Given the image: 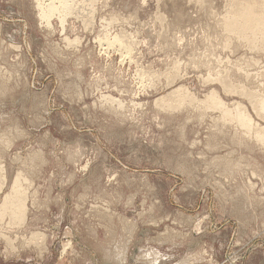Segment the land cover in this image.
I'll return each instance as SVG.
<instances>
[{
  "label": "rangeland",
  "instance_id": "obj_1",
  "mask_svg": "<svg viewBox=\"0 0 264 264\" xmlns=\"http://www.w3.org/2000/svg\"><path fill=\"white\" fill-rule=\"evenodd\" d=\"M39 1L0 0V264H264V16Z\"/></svg>",
  "mask_w": 264,
  "mask_h": 264
},
{
  "label": "bare ground",
  "instance_id": "obj_2",
  "mask_svg": "<svg viewBox=\"0 0 264 264\" xmlns=\"http://www.w3.org/2000/svg\"><path fill=\"white\" fill-rule=\"evenodd\" d=\"M39 0H37V2H38ZM43 0H41V2H42ZM54 0H50L49 2L50 3H48L47 2V4L46 3H44L45 5H42L41 4V2L39 1V3L37 4L38 5V9H39V14H38V16H40V18L41 19H43V21H46V22H48V20H49V18L50 17H52V15L53 14H55V13H59V12H57L58 10H56V8L55 7H57L58 6V4H57V6H55L54 7V3H52ZM72 1V0H71ZM74 1V0H73ZM72 1V2H73ZM95 1V0H94ZM235 1V3H236V1L238 2L235 6H236V8L233 6V9H231V18L229 19V21L227 22V24L230 26H228V25H226L225 26V28L228 26L229 28H231L230 30H229V32L232 30V28L233 29H239V24H242V26H243V28H245V27H248L247 29H243L242 27V29H241V32L242 33H246V31H247V33H252L253 34V32L255 33L256 32V30L254 29V28H257L256 26H257V23H258V20H259V18L260 17H262V16H264L262 13L264 12V0H262V2H261V0H234ZM36 2V3H37ZM57 2H59V5H60V9H61V12L63 11V13H65V10H67L68 11V6H67V0H57ZM75 2V1H74ZM80 4V3H79ZM261 4H263V6L261 5ZM74 5V4H73ZM76 5V4H75ZM67 6V7H66ZM86 6V5H85ZM37 7V6H36ZM59 7V6H58ZM76 7H79L78 5L76 6ZM89 7V6H88ZM71 8V7H70ZM74 10V9H73ZM60 11V10H59ZM75 11V10H74ZM85 11V10H84ZM89 12V11H88ZM62 13V14H63ZM68 13V12H67ZM76 13V12H75ZM92 13V12H91ZM62 14L60 15V16H62ZM69 14H70V12H69ZM64 15V14H63ZM76 15V14H75ZM226 15V14H225ZM230 15V14H229ZM57 17V16H56ZM62 17H64V16H62ZM62 17L61 18H59V19H62ZM80 17V16H79ZM40 19V20H41ZM225 19H227V18H225ZM264 19V18H263ZM64 20V19H63ZM85 20V19H84ZM259 21H261V20H259ZM263 21V20H262ZM261 21V22H262ZM41 22V21H40ZM59 22H61V21H59ZM225 22H226V20H225ZM49 23V22H48ZM109 23V22H108ZM260 23V22H259ZM62 24V23H61ZM224 24V23H223ZM63 25V24H62ZM108 25V24H107ZM225 25V24H224ZM101 26V25H100ZM264 26V25H263ZM260 27V26H259ZM224 28V29H225ZM239 29V30H240ZM245 30V31H244ZM255 30V31H254ZM263 30H264V28H263ZM225 31H227V29L225 30ZM238 31V30H237ZM259 30H257V32H258ZM106 32V31H105ZM161 32V31H160ZM233 32V31H232ZM235 32V31H234ZM241 32H240V34H241ZM260 32V31H259ZM236 33V32H235ZM237 33H239V31L237 32ZM264 33V32H263ZM262 33V34H263ZM107 34V33H106ZM256 34V33H255ZM259 34V33H258ZM108 35V34H107ZM125 35V34H124ZM243 35V34H242ZM104 36V35H103ZM264 36V35H263ZM237 38V37H236ZM243 38V37H242ZM250 38V37H249ZM252 38H253V36H252ZM261 38V37H260ZM238 39V38H237ZM240 39V38H239ZM249 40H252V39H249ZM74 41V40H73ZM77 41V40H76ZM119 41V40H118ZM248 41V40H247ZM259 41V40H258ZM262 42V41H261ZM72 43V42H71ZM98 43H99V41H98ZM120 43V42H119ZM225 43V42H224ZM256 43V42H255ZM254 43V44H255ZM260 43V42H259ZM118 44V43H117ZM122 44H124V43H122ZM129 44V43H128ZM246 44V43H245ZM119 45V44H118ZM133 45V44H132ZM137 45V44H136ZM248 45V44H247ZM226 46V45H225ZM115 47V46H114ZM118 47V46H117ZM251 47V46H250ZM107 48V47H106ZM126 48V47H125ZM133 48V47H132ZM253 48V47H252ZM255 48V47H254ZM131 49V48H130ZM258 50V49H257ZM260 50V49H259ZM123 51V50H122ZM121 53V52H120ZM108 56V55H107ZM106 57V56H105ZM129 59V58H128ZM217 74H218V72H217ZM221 74V73H220ZM245 74V73H244ZM246 74H248V73H246ZM217 77V76H216ZM222 78V77H221ZM211 79V78H210ZM215 81V80H214ZM217 81V80H216ZM222 81V80H221ZM169 82H171V81H169ZM231 82V81H230ZM234 83V82H233ZM222 84V83H221ZM231 84V83H230ZM239 84V83H238ZM224 85V84H223ZM240 86V85H239ZM233 87V86H232ZM229 89V88H228ZM252 89V88H251ZM241 90H243V89H241ZM183 91V90H182ZM231 91V90H230ZM251 91V90H250ZM258 91V90H257ZM178 92V91H177ZM172 93V92H171ZM233 93H235V92H233ZM254 93V92H253ZM261 93V92H260ZM211 96L210 97H208V98H210V100L212 101V100H214L215 102H216V104H217V106H220V108H221V105H222V101H220L218 98H217V96H215V91H214V93H212V94H210ZM250 95V94H249ZM254 95V94H253ZM254 96H256V95H254ZM108 97V96H107ZM135 97V96H134ZM211 97L213 98V99H211ZM248 97V96H247ZM259 97V96H258ZM262 97V96H261ZM254 98V97H253ZM248 99V98H247ZM191 100V99H190ZM253 100V99H252ZM210 101V102H211ZM254 101V100H253ZM168 102V101H167ZM188 102H190V101H188ZM199 102V101H198ZM208 102H209V100H208ZM173 103V102H172ZM212 103V102H211ZM254 103H256V106H258V107H260L261 109H262V111H263V109H264V99H257ZM159 104V103H158ZM179 104V103H178ZM206 104V103H205ZM174 105V104H173ZM226 105V104H225ZM255 105V104H254ZM175 107V106H174ZM174 107H172V108H174ZM257 107V108H258ZM255 108V107H254ZM259 108V109H260ZM217 109V108H216ZM226 109V108H225ZM238 109V108H237ZM260 109V110H261ZM219 110V109H218ZM223 113V112H222ZM224 113L225 114H229L230 112H228V111H224ZM236 113V116L234 117V119H236V117L238 118V120H239V122H240V125L242 124V126L245 128H248V127H250L251 125H250V118L247 116V114L244 112V111H241L240 109H238L237 110V112H235ZM256 113V112H255ZM231 115H232V113H230ZM224 116V115H223ZM225 117V116H224ZM230 117V116H229ZM227 118V117H226ZM232 118V117H231ZM221 119V118H220ZM223 120V119H222ZM238 120H236V121H238ZM235 121V122H236ZM238 122V123H239ZM252 122V121H251ZM224 123V122H223ZM232 123V122H231ZM258 124V123H257ZM250 125V126H249ZM252 127V126H251ZM263 127V126H262ZM242 128V127H241ZM258 130V129H257ZM245 132V131H244ZM247 133H248V131H246ZM251 132V131H250ZM246 133V134H247ZM262 136V135H261ZM255 137V136H254ZM258 137V136H257ZM259 138V137H258ZM260 140H261V138H260ZM259 142V141H258ZM263 144V143H262ZM264 146V145H263ZM1 179V178H0ZM27 180V179H26ZM1 181V180H0ZM18 182H19V177L18 176H16L15 177V180L12 182L13 184H12V186H11V192H8L6 195H5V198L3 199V202H2V204H1V206H0V210H2V208H5V209H10V208H12V207H14V206H17L18 208L19 207H21V208H23L22 207V202H21V199H19V197L18 196H16L18 193H20L21 194V190L23 191V188H21V190H20V188L19 187H21V185H19L20 184V182H19V184H18ZM21 183H22V180H21ZM254 187V186H253ZM27 194V193H26ZM19 195V194H18ZM20 203H21V205H20ZM17 211V210H16ZM1 216V215H0ZM9 222V221H8ZM39 233V232H38ZM33 235V234H32ZM33 237V236H32ZM37 237H39V236H37ZM34 241V240H33ZM43 241H44V239H43ZM43 243V242H42ZM10 244V243H9Z\"/></svg>",
  "mask_w": 264,
  "mask_h": 264
}]
</instances>
